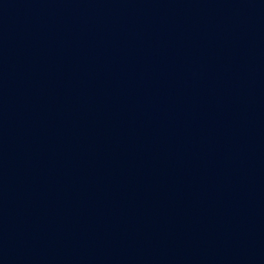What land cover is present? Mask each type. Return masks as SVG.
Listing matches in <instances>:
<instances>
[{
	"label": "water",
	"instance_id": "water-1",
	"mask_svg": "<svg viewBox=\"0 0 264 264\" xmlns=\"http://www.w3.org/2000/svg\"><path fill=\"white\" fill-rule=\"evenodd\" d=\"M0 264H264V0H0Z\"/></svg>",
	"mask_w": 264,
	"mask_h": 264
}]
</instances>
